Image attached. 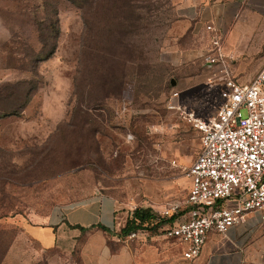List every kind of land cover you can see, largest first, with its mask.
I'll return each instance as SVG.
<instances>
[{
	"label": "rangeland",
	"instance_id": "rangeland-1",
	"mask_svg": "<svg viewBox=\"0 0 264 264\" xmlns=\"http://www.w3.org/2000/svg\"><path fill=\"white\" fill-rule=\"evenodd\" d=\"M80 5L0 0V264H83L82 240L40 254L24 227L97 197L180 217L200 133L170 95L205 117L222 102L184 0Z\"/></svg>",
	"mask_w": 264,
	"mask_h": 264
},
{
	"label": "built area",
	"instance_id": "built-area-1",
	"mask_svg": "<svg viewBox=\"0 0 264 264\" xmlns=\"http://www.w3.org/2000/svg\"><path fill=\"white\" fill-rule=\"evenodd\" d=\"M205 30L209 46L204 61L221 73L216 84L222 102L205 117L182 104L179 91H173L168 101V107L179 111L200 133L199 152L186 168L190 188L185 217L162 230L166 238L185 243L186 264H195L210 233H226L251 212L264 220V67L250 82H240L230 68L234 55L225 50L227 32L214 23ZM179 210L174 203L162 216L171 217ZM150 235L139 229L127 238Z\"/></svg>",
	"mask_w": 264,
	"mask_h": 264
},
{
	"label": "crops",
	"instance_id": "crops-1",
	"mask_svg": "<svg viewBox=\"0 0 264 264\" xmlns=\"http://www.w3.org/2000/svg\"><path fill=\"white\" fill-rule=\"evenodd\" d=\"M184 5L197 24L214 23L227 32L225 50L234 55L230 68L240 82H250L263 69L264 0H184ZM132 213L121 209L118 200L101 196L71 206L54 224L24 229L40 254L73 247L82 240L83 264H186L182 257L186 245L180 240L155 231L148 239L121 236ZM93 225L96 227L91 228ZM195 264H264V220L260 214L248 213L226 233H210Z\"/></svg>",
	"mask_w": 264,
	"mask_h": 264
},
{
	"label": "trees",
	"instance_id": "trees-1",
	"mask_svg": "<svg viewBox=\"0 0 264 264\" xmlns=\"http://www.w3.org/2000/svg\"><path fill=\"white\" fill-rule=\"evenodd\" d=\"M77 4L81 7L82 0H75ZM56 11V10H55ZM57 14V11H56ZM53 32L57 35L59 33V29L54 27ZM56 50V44H53L51 49H49L47 57H51L53 53ZM182 211L181 214H183ZM174 214L171 217L165 218V217H160L157 213H155L151 208H143V207H138L136 208L131 217L128 219L126 226L122 229L121 236L126 237L133 231H137L139 229H145L150 232L156 231L160 227H162L165 224H172L177 218L178 215ZM82 230H85L86 228L78 226ZM96 227L93 225L91 228ZM105 228V227H102Z\"/></svg>",
	"mask_w": 264,
	"mask_h": 264
},
{
	"label": "water",
	"instance_id": "water-1",
	"mask_svg": "<svg viewBox=\"0 0 264 264\" xmlns=\"http://www.w3.org/2000/svg\"><path fill=\"white\" fill-rule=\"evenodd\" d=\"M176 84V81L175 80H172V85H175Z\"/></svg>",
	"mask_w": 264,
	"mask_h": 264
}]
</instances>
